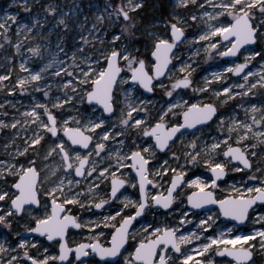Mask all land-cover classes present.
Masks as SVG:
<instances>
[{
	"label": "snow or ice",
	"instance_id": "snow-or-ice-1",
	"mask_svg": "<svg viewBox=\"0 0 264 264\" xmlns=\"http://www.w3.org/2000/svg\"><path fill=\"white\" fill-rule=\"evenodd\" d=\"M18 3L31 19L14 9ZM33 3L10 0L0 13V39L12 43L8 32L15 25L17 52L20 37L35 41L34 31L47 43L40 35V20L48 15L70 30L67 11L58 12L55 0L42 6L43 16ZM169 4L171 19L155 21L163 25L161 32L136 19L145 0H105L103 6L90 0L88 7L98 12L96 22L88 35L76 33V51L68 49L71 56L58 44L64 60L51 53L43 66L29 67L28 59L20 63L25 74L14 78L18 88L7 90L41 91L42 97L22 113L23 122L13 118L8 124L22 130L29 124L35 127L22 150L0 159V264H189L194 255L212 252L226 253L233 264H252L250 242L259 237L264 249V212L250 217L253 206L264 203V149L257 157L249 140L264 144V66L252 65L257 59L264 65V0ZM189 21H203L206 27L188 33ZM93 42L100 50L93 48L95 56L81 57L80 67L76 52ZM185 43L195 50L179 60L176 53ZM28 51L40 57L41 44ZM201 51L209 60H229L211 66L202 84H196L192 57ZM242 51L246 54L238 56ZM53 65L56 70L49 72ZM229 74L242 82L229 81ZM9 77L12 72L0 74V88L7 87ZM53 83L66 91L44 102ZM157 89L164 102L153 115ZM258 92L259 104L252 103ZM77 96L79 107L73 104L66 111ZM225 104L229 107H221ZM4 123L0 120V126ZM112 141L120 148L102 156L106 142ZM178 142L182 150H173ZM196 165L207 171H192ZM58 172L63 175L46 184L49 174ZM81 180H87V187H81ZM37 208L41 211L34 213ZM105 209L107 214L100 216L92 211ZM157 213L166 220L171 217L170 222H149L147 216L155 220ZM25 217L32 226L25 223L24 233L15 232L10 240L11 233L3 230ZM250 219L254 226L246 228ZM70 229L84 235L71 240ZM45 238L56 246L52 251L41 242ZM193 241L198 242L194 249Z\"/></svg>",
	"mask_w": 264,
	"mask_h": 264
},
{
	"label": "rangeland",
	"instance_id": "rangeland-1",
	"mask_svg": "<svg viewBox=\"0 0 264 264\" xmlns=\"http://www.w3.org/2000/svg\"><path fill=\"white\" fill-rule=\"evenodd\" d=\"M32 2V0H30ZM48 2V0H34L33 8L36 11H40L41 16H43L42 6L45 5ZM56 4L58 5V12L67 11V15L64 17L65 21L69 24L70 30H65L63 28V24H58L57 19L58 17H53L52 15H48L47 20H40V24L42 25V32L40 35L47 38V43H45L43 40L39 39L37 36V33L34 31L31 35L33 37H36L35 41L33 40H27L25 41L24 36H21V42L22 47L21 51H16L15 46V40L17 38L16 28L15 25H12L11 30L8 32L9 36H12L13 42L8 43L5 40L0 39V74H4L5 72H12V77H9V82H6L7 87L0 88V120H3L5 123L3 126H0V159H6L8 153H12L14 149L20 148L22 150L23 146L25 145L27 141V137L32 135V129L35 127L34 124L25 125L26 130H22L20 128V125H16L17 127L13 129V127H8L9 123L13 122V118L16 120H20L23 122V115L26 110L30 109V107L35 102V99H40L42 97L41 91H34L29 90L28 92H11L8 91V87L16 86L18 88V85H15V77L24 75L25 73L19 68V65L21 62H23L25 59H28V66L29 67H37V66H43L45 62H47L49 59H51V53H57L58 59L64 60V53L58 52L57 45L59 44V47L64 49V52H68V49L71 48L73 51H76L77 48V42H78V36H76V33L79 32L82 35H88L90 25L95 21V17L98 14L96 8H90L88 7L90 0H55ZM96 3L103 6L105 0H95ZM218 2V0H217ZM10 3V0H0V13L4 9L7 8L8 4ZM197 4H202L203 0H196ZM149 4L151 5L150 9V17L149 23H152L153 26L158 31H163V25L159 23H155V21L160 20L161 16L167 17L168 19H171V16L169 15L171 5L169 4V0L166 1L167 5V12L165 14L160 13L161 11L159 8L162 5L161 0H145V5ZM80 5V8H77L76 6ZM14 9L19 10L22 17L25 19H31V17L26 14L23 11V5L17 4L13 6ZM204 9L207 11H212V8L209 4H204ZM87 17V20H85L84 17ZM139 18V16H138ZM137 19V18H136ZM104 23L107 25L108 21H104ZM197 27L204 28L206 25L203 21H199L197 25H193L191 21H189L188 26L186 27V32L191 33L193 32ZM151 30V29H149ZM140 33H137L139 35ZM27 34H25L26 36ZM63 39V42L61 43L60 39ZM89 39L91 40V36H89ZM35 43L41 44V56L36 57L32 56L28 49L34 46ZM93 48H96L97 51H99V47L96 44V42H93L89 45H83L81 51H77V63L80 65V67L84 66V60L81 58L83 56H95L96 52L92 51ZM194 51L195 49L192 48L188 43H185L181 46H179V51L176 53V57L179 60H183L186 56H188L189 51ZM243 51L238 54V56L243 57L245 55ZM68 55L71 56V52H68ZM193 68L195 71L193 72V80L196 84H202L201 77L205 75L208 71L213 70L211 66L213 65H220L223 64V62H227L229 58H213L209 60L203 51L200 52L199 56L192 57ZM175 62V59H174ZM242 62V60L240 61ZM252 65H256V67H262L264 65H260L257 60L252 61ZM253 72H255V68H252V66H249ZM55 65L51 69H49V72L55 71ZM63 75V74H61ZM51 78H46V80L50 81ZM57 81H59V78H57ZM229 81H232L234 83H241L242 81L235 79V74H229ZM164 83H168V81H164ZM227 83V82H226ZM40 89H43V84L39 85ZM66 90L63 87H56V84L53 83L51 87V94L48 98H43L44 102H49L51 99V96H61L62 93H64ZM79 90H77L78 92ZM68 95H72L71 92L68 93ZM193 95H198L194 93ZM163 96V93L157 89V95L155 98L154 105L150 107V112L155 115L156 111L159 110L161 104H163L164 100L161 99ZM66 98V97H65ZM148 99H152V97H148ZM261 100V97L259 95V92L256 97H253L251 99L252 103L259 104ZM238 103H249L248 100H240L237 98ZM75 104L77 107H79V96H77L76 99L73 101H70L68 106L66 107V111L70 110L72 105ZM231 104V102H229ZM223 108H228L229 105L225 104L222 105ZM83 111V109H80ZM230 114V113H229ZM241 118L243 116V113H240ZM117 130L119 129V126L117 125ZM259 130V129H258ZM204 132H208V129H204ZM131 135H135L134 130H129ZM212 135H215V133H211ZM207 138V137H205ZM117 140L120 139V137L116 138ZM250 142L253 145H256L254 151L257 152V157L260 155L261 149H264V144H258L257 140L255 138L250 137ZM210 142V141H209ZM117 148H120V145L116 144L114 141L112 142H106V149L105 152L101 155L104 156L110 151H115ZM31 150V149H30ZM79 150V149H77ZM173 150L180 151L182 150L181 144L178 142ZM39 151V149H38ZM124 149L121 148V152L123 153ZM43 155V152L40 153ZM160 153H157V157L159 158ZM192 171L196 173L200 172H206L207 169L204 168L202 165H196L193 167ZM42 175H44V172L42 171ZM63 175L62 173H56V174H49V178L46 181V184L49 186L52 182H54L58 176ZM231 176H234L236 180H240L241 177L238 174L230 173ZM251 175V173H249ZM257 176H259V173H256ZM67 179H79V177L75 175H68L66 177ZM11 182V181H10ZM87 180H81V187H87ZM105 184H107V181H105ZM101 187H104V185H101ZM224 185H221V188H223ZM132 195H135L134 192L131 193ZM220 193L217 192V196L219 197ZM41 211L39 208L34 209V213H38ZM95 211V214L97 216L107 214L108 209H105L103 211L101 210H92ZM264 212V205H257L255 208H253L250 212V217H254L257 213ZM81 215H84V213H81ZM19 219V218H17ZM147 219L149 222L153 223H165L170 222L171 217L166 220L163 216H161L160 213H157L156 219L153 220L151 216H147ZM143 222V221H141ZM29 223V226H32L28 220L27 217L24 219H20V222L17 223L16 220L13 221V226L11 230L4 229V232H10L11 235L9 236L10 240L15 239V232H21L24 233V224ZM137 228L139 227V224L136 225ZM253 222L250 219L248 224L246 225V228L253 227ZM256 227H259V225H255ZM189 227V226H186ZM193 230H195V223L191 226ZM209 234H211V230H209ZM83 233L80 232V230H70L69 236L71 240L78 241ZM39 238V237H38ZM44 243L46 247H49V251H52L55 245H50L48 242H46V238L41 241ZM250 243H252V252L254 255V258L252 260V264H264V249L261 248V240L259 237L254 238ZM188 247L187 245H182V248ZM98 259V258H96ZM203 259L204 264H208L209 260L214 261V264H233V260L230 259L228 256H221L218 254V252H212L207 253L205 256L200 258H193L192 261L189 262V264H199V261ZM225 261V262H224ZM59 264V263H58ZM90 264H94L93 262H90Z\"/></svg>",
	"mask_w": 264,
	"mask_h": 264
},
{
	"label": "trees",
	"instance_id": "trees-1",
	"mask_svg": "<svg viewBox=\"0 0 264 264\" xmlns=\"http://www.w3.org/2000/svg\"><path fill=\"white\" fill-rule=\"evenodd\" d=\"M162 1V5H166V1L167 0H161ZM150 9H151V5L146 4L145 8L142 10V14L139 16V18L137 17L138 22H141L143 24H148L149 23V18L150 17ZM159 10L161 11L160 13L165 14L167 12V9L164 7H160Z\"/></svg>",
	"mask_w": 264,
	"mask_h": 264
},
{
	"label": "bare ground",
	"instance_id": "bare-ground-1",
	"mask_svg": "<svg viewBox=\"0 0 264 264\" xmlns=\"http://www.w3.org/2000/svg\"><path fill=\"white\" fill-rule=\"evenodd\" d=\"M224 63V62H223ZM110 150H108V152H109ZM192 229V228H191ZM193 230V229H192ZM182 231H183V229H182ZM255 238H257V237H255ZM196 243H198L197 241H193L192 242V244H191V247L194 249L195 248V245H196ZM207 253H199L198 255H194V257L193 258H200V257H203V256H205ZM225 262V261H224ZM216 264V263H215ZM221 264H225V263H221Z\"/></svg>",
	"mask_w": 264,
	"mask_h": 264
},
{
	"label": "water",
	"instance_id": "water-1",
	"mask_svg": "<svg viewBox=\"0 0 264 264\" xmlns=\"http://www.w3.org/2000/svg\"><path fill=\"white\" fill-rule=\"evenodd\" d=\"M239 54V53H238ZM237 54V55H238ZM227 58V57H226ZM78 177V176H77ZM257 205H264V203H262V202H258V204ZM257 205H255V206H253V208H255ZM250 212H251V210H250ZM135 223V222H134ZM71 230V229H70ZM26 235H30V234H26ZM37 236H38V234H37ZM219 255H221L220 253H218ZM221 256H228L226 253L225 254H223V255H221ZM229 257V256H228ZM252 258H253V256H252ZM230 259L231 260H234V258H232V257H230ZM59 263V262H58Z\"/></svg>",
	"mask_w": 264,
	"mask_h": 264
},
{
	"label": "flooded vegetation",
	"instance_id": "flooded-vegetation-1",
	"mask_svg": "<svg viewBox=\"0 0 264 264\" xmlns=\"http://www.w3.org/2000/svg\"><path fill=\"white\" fill-rule=\"evenodd\" d=\"M253 258H254V255H253ZM253 258H252V260H253ZM234 261V260H233Z\"/></svg>",
	"mask_w": 264,
	"mask_h": 264
}]
</instances>
